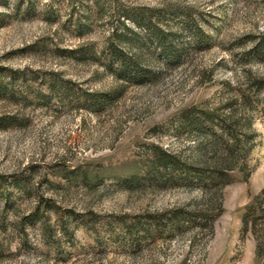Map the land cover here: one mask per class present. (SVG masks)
<instances>
[{
  "label": "rangeland",
  "instance_id": "1",
  "mask_svg": "<svg viewBox=\"0 0 264 264\" xmlns=\"http://www.w3.org/2000/svg\"><path fill=\"white\" fill-rule=\"evenodd\" d=\"M0 264H264V0H0Z\"/></svg>",
  "mask_w": 264,
  "mask_h": 264
},
{
  "label": "trees",
  "instance_id": "2",
  "mask_svg": "<svg viewBox=\"0 0 264 264\" xmlns=\"http://www.w3.org/2000/svg\"><path fill=\"white\" fill-rule=\"evenodd\" d=\"M121 65L123 67V70L125 71H139V67H138V64L136 63H133V64H128L126 61L124 60H121ZM127 182V181H126Z\"/></svg>",
  "mask_w": 264,
  "mask_h": 264
}]
</instances>
